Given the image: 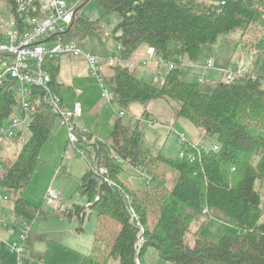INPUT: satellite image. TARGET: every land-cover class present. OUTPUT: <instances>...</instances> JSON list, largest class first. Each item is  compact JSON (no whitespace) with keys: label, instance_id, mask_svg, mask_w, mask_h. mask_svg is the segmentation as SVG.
Instances as JSON below:
<instances>
[{"label":"trees","instance_id":"trees-1","mask_svg":"<svg viewBox=\"0 0 264 264\" xmlns=\"http://www.w3.org/2000/svg\"><path fill=\"white\" fill-rule=\"evenodd\" d=\"M95 1L104 15L120 17L112 31L120 52L115 57L130 60L145 46L175 65L164 73L165 83L159 84L120 62L103 64L109 66V75L102 72V76L113 94L111 103L129 111L134 103L147 107L156 99L173 100L179 105L176 118L189 120L204 131L203 138L214 139L215 144L205 149L191 141L181 142L183 156L155 155L145 148L140 130L141 120H152L147 109L135 123L118 118L107 142L77 126L81 135L93 141L80 139L78 144L92 146L95 159L78 187L87 206L74 205L66 210L67 215L83 222L93 210L98 217L120 225L104 259L85 256L81 264H146L150 248L170 264H264V202L257 187L264 183V76L256 73L264 53V0ZM254 28H259L260 36L247 43L245 37ZM94 29H99L98 22L78 17L77 10L64 38L85 49L83 42ZM236 31L242 32L236 46L256 52L251 70L237 74L230 84L220 81L211 93L203 92L198 83L182 80L183 60L195 61L202 48L216 46ZM3 32L0 28V40ZM55 59L47 61L52 77L49 87L64 102ZM28 91L30 126L11 138L15 144L22 143L13 160L3 156V144L0 172V192L12 198L20 226L31 224L39 213L40 207L22 193L59 120L46 104L43 88L28 86ZM17 94L14 79L0 81V137L2 129L22 111ZM24 130L30 138L20 142ZM127 167L142 172L146 183L138 188L126 185L121 177ZM169 171L175 173L174 179L169 178ZM210 219L236 227L238 234L225 235L218 243L203 238L201 231Z\"/></svg>","mask_w":264,"mask_h":264},{"label":"rangeland","instance_id":"rangeland-1","mask_svg":"<svg viewBox=\"0 0 264 264\" xmlns=\"http://www.w3.org/2000/svg\"><path fill=\"white\" fill-rule=\"evenodd\" d=\"M65 1L69 7H74L79 2V0ZM78 17L98 22L99 29L90 30L83 42L87 51L102 57L119 55L118 44L112 36V31L120 21L118 14L104 15L103 8L95 0H82L78 7ZM12 18L11 2L0 0V28L3 31L7 29ZM258 30L259 28H254L248 34V38L245 37L247 43L255 37L256 40L259 38L260 31ZM241 37V31L232 32L228 38L221 40L216 46L202 48L195 61L183 60L182 80L198 83L203 92L211 93L224 79L223 71L228 66L251 70L252 56H255L256 52L252 50L249 52L241 46L237 47ZM148 56V49L146 51L141 49L134 55V59L127 60V62L135 63L134 70L147 67L148 73L143 75L147 81H150L155 77L159 68L165 73L167 67L159 66L157 59L148 61ZM208 60H213L214 67L204 70ZM53 64L60 68L58 80L64 85L61 94L65 103L70 109L77 103L81 104L83 113L78 125L83 126L94 139L102 142L109 141L113 124L118 118H121L124 123H135L142 118L144 110L148 109L147 111L156 117V121L151 120L152 123H149L148 120H141L140 130L143 134L145 148L150 149L155 155L161 154L166 158L180 156L182 145L178 134H184L188 141L205 149L215 144L214 139L203 138L204 131L202 133L189 120L176 118V109L179 105L173 100L156 99L149 103V108L140 103H134L129 111H125L103 98V89L98 78L92 75L83 57L63 54L56 58ZM193 65L203 66L204 71L192 68ZM108 67L107 65L103 67L105 76L109 75ZM256 73L264 76V53L260 58ZM201 78L203 83L199 82ZM106 87L109 89L108 85ZM17 97L20 99L18 94ZM122 112L126 115L122 116ZM29 138V132L24 130V136L20 142H26ZM67 140L68 130L57 120L52 129V138L41 151V161L29 185L22 193L26 200L40 207L36 219L31 223L26 242V264H81L85 256L99 258L102 261L120 231V225L115 220L98 217L93 210L87 214L83 222L76 216L67 215V211L74 205L87 206V199L79 195L78 187L81 176L95 159V150L92 146L84 143L78 144L81 146L78 149L84 151V156H82L68 142L65 149ZM21 144H15L11 138H6L3 156L13 160ZM175 177V173L169 171V178L174 179ZM121 178L126 185L132 188L144 185L147 180L142 172L135 171L131 167L126 168ZM257 187L261 190L264 202V183L261 186L257 184ZM50 188L59 193L63 199L60 211L51 209L46 202V195ZM0 195L5 198H2L1 204L0 238L12 243L18 236L20 228L13 231L14 235H12L11 231L6 230L4 226L10 229L14 223V202L3 190ZM237 234L236 227L215 219L208 220L201 231V236L213 243H218L225 235L235 236ZM188 243L191 245L193 243L190 236ZM12 253L8 257V264L16 262V255ZM1 256L2 254H0V259ZM145 262L146 264H170L160 258L154 248L148 250ZM110 264L119 263L113 261Z\"/></svg>","mask_w":264,"mask_h":264},{"label":"built area","instance_id":"built-area-1","mask_svg":"<svg viewBox=\"0 0 264 264\" xmlns=\"http://www.w3.org/2000/svg\"><path fill=\"white\" fill-rule=\"evenodd\" d=\"M77 5L69 7L65 0H12L13 18L7 29L3 32L0 40V81L5 77L14 79L17 83V91L20 96L22 111L18 112L12 122L6 125L0 137V172L2 171V147L6 138H12L21 129L30 126L31 119L29 115V91L28 86L41 87L45 90L44 100L52 111L58 116L59 121L68 130V143L77 149L80 155L84 156V151L78 149V143L81 139L84 143L88 139L81 135L76 127L82 119V106L75 104L72 109L65 106L59 95L55 94L49 87L51 74L48 71L47 61L58 58L60 55L68 54L74 57H83L89 67L92 75L98 78L103 89L102 96L108 101L113 100V94L106 87L102 76L103 64H114L120 62L132 71L135 63L127 62L115 56L102 57L95 55L82 48L73 41H67L64 37L67 31L72 27L77 13ZM148 61L158 60L159 66L164 65L168 70L175 69L174 63L164 62L153 48H148ZM147 60L145 62H147ZM145 64V63H144ZM183 61L180 68H183ZM214 67L213 60H208L204 70ZM249 69L241 70L239 67L228 66L223 71V81L230 84L237 74L248 72ZM159 68L157 74L152 79L154 83L164 84V73ZM203 83V79L199 80ZM124 116V113H121ZM149 123H152L149 122ZM157 126V125H154ZM82 132H87L83 126H80ZM182 143L189 142L184 134H178ZM217 150V146H214ZM183 156V154H181ZM97 170V166H94ZM100 173H106L100 169ZM0 195V222L1 221V203ZM47 204L55 211L62 209L63 199L59 193L50 188L46 195ZM134 216V215H132ZM31 224L24 222L20 226V231L12 243H7L9 249L15 253L17 264H26L27 259L26 242L30 232ZM1 264V262H0Z\"/></svg>","mask_w":264,"mask_h":264},{"label":"crops","instance_id":"crops-1","mask_svg":"<svg viewBox=\"0 0 264 264\" xmlns=\"http://www.w3.org/2000/svg\"><path fill=\"white\" fill-rule=\"evenodd\" d=\"M141 49H144V51H146L147 49H148V47H145V46H143V47H141L136 53H138ZM134 57V56H133ZM131 58V59H134V58ZM192 66V65H191ZM202 67L203 66H195V65H193V67L192 68H195V69H198V70H201V71H204L203 69H202ZM147 67H141L140 69H139V73H142V74H147L148 73V69H146ZM63 98V97H62ZM63 100H64V98H63ZM64 104H65V106H67L68 107V105L65 103V101H64ZM147 108H149V105L147 106ZM148 110V109H147ZM149 114H150V117L152 118V120H155L156 121V117H154L153 115H152V113L151 112H148ZM172 123H176L175 121L173 122L172 121ZM201 132L203 133V130H201ZM66 147H67V141H66V145H65V149H66ZM2 204V203H1ZM63 204V203H62ZM50 207V206H49ZM73 208V207H72ZM52 209V208H51ZM69 209V208H68ZM69 210H71V209H69ZM1 214H2V207H1ZM14 223H12V226H11V228L9 229V227L8 226H4V228L6 229V230H8V231H11V234L12 235H14V233H12L13 231L15 232V230H18L19 228H20V224L19 223H17L18 222V219H17V217H16V215H15V212H14ZM2 224V222H0V232H1V225ZM18 233V232H17ZM17 238V237H16ZM0 242H2L1 244H3V245H1L0 244V254H2V256H1V259H0V262L2 261L3 263L2 264H8V262H9V260H8V257L11 255V254H13L12 253V251L9 249V247H8V245H7V243H9V242H7V241H3L1 238H0ZM36 255V254H35ZM37 257V256H36ZM16 259V258H15ZM15 264H17V262H14Z\"/></svg>","mask_w":264,"mask_h":264},{"label":"water","instance_id":"water-1","mask_svg":"<svg viewBox=\"0 0 264 264\" xmlns=\"http://www.w3.org/2000/svg\"><path fill=\"white\" fill-rule=\"evenodd\" d=\"M89 1V0H88ZM78 10V9H77Z\"/></svg>","mask_w":264,"mask_h":264}]
</instances>
